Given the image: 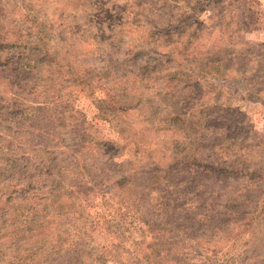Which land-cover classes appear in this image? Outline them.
Masks as SVG:
<instances>
[{
  "label": "rangeland",
  "instance_id": "1",
  "mask_svg": "<svg viewBox=\"0 0 264 264\" xmlns=\"http://www.w3.org/2000/svg\"><path fill=\"white\" fill-rule=\"evenodd\" d=\"M0 54V264H264V0H0Z\"/></svg>",
  "mask_w": 264,
  "mask_h": 264
},
{
  "label": "trees",
  "instance_id": "2",
  "mask_svg": "<svg viewBox=\"0 0 264 264\" xmlns=\"http://www.w3.org/2000/svg\"><path fill=\"white\" fill-rule=\"evenodd\" d=\"M164 53L168 57V59H170V56L173 55V52L170 53L169 51H164ZM32 54H35V55H33L34 57L32 56L31 60H33V59L36 60V56L38 54H36V53H32ZM6 57H8V55L0 54V62H3V59H5ZM142 64H145L144 67L146 69H148V71H155L153 69H155L156 67H159L161 65H164L166 67V69H168V66H170L168 64H165V62L161 61V60H160V62L158 64L152 63V65H151V64H149L148 61H147V63L143 62ZM4 65H5V63H4ZM4 65H2L0 63V82H2L3 84H8V83L13 81L12 78L11 79L7 78L6 81H1L2 78L6 76L5 74L7 72V71L2 69V68H4V67H2ZM33 66H36V65H30V59H28L27 61H25L23 63V65L21 66V69L24 72H27V71H30V69L33 68ZM23 67H28V68H23ZM178 68H180V67H178ZM158 69L159 68H157V70ZM181 70L182 69H180V71ZM11 72L13 73V70H11ZM181 73H182V75H179L177 78H182L183 70L181 71ZM169 75H171V74H169ZM176 76H177L176 74H172L171 78H175ZM170 81H171V79L167 78V84H168L169 88L171 86H173V84H171ZM29 86L33 87V88H36V87H38V82L36 80L35 81H31ZM8 88L12 89V91L16 90L11 85L9 87H7V90H8ZM126 93H129V92H125L124 88H122L120 90V94L123 95V98L128 99V96H125ZM1 94L3 96H1V98H0V124L9 123V124H11V127H14V125H17V124H21L22 125L23 123H26L27 127H31V126L37 127V116H39L41 114V112H39V110L43 111L46 108V105H45L44 101H40L38 99H34L32 101V100L27 98L24 101L21 99L20 103H18L17 102L18 98L15 97L14 98L15 101L11 102V101H6L5 100V93L3 92V90H2ZM116 96H117L116 94L115 95L113 94L112 96L110 95V98H108V99L107 98L106 99L105 98H101V101L107 103V108H109L108 115H110L111 118H113V119H117L118 118V120H120L119 117L123 114L121 112V109H123V105L122 104L125 101H123V98L120 99V98H117ZM176 110H177V108L174 111H172V113H170L169 116H167L168 117V119L166 121L167 122V126L170 125L173 122H176L180 118L182 119V116H184L181 111H176ZM14 112L16 113L15 115H13ZM101 114H103V111L101 112ZM9 134L16 135L15 131L12 128L9 129ZM167 142H165V141L162 142V145L166 144ZM119 145H121V144L119 143ZM30 150L33 151L32 148ZM18 152H20V151L18 150ZM154 152L156 154H158L155 150H154ZM177 154L178 153H176V151H173V153H172L173 158L177 157ZM29 157H30V155H29ZM210 157H211V155H207V157H205L204 159H210ZM159 159H161L159 156H158V158L154 157L153 161L150 162V163L158 162V161H160ZM31 160L34 161L32 158H30V160H29L30 161V165H32ZM36 162L40 164V161H36ZM11 164L14 165V163H11ZM219 164L213 166L214 167V171H217V172L218 171L219 172L228 171V170L223 169L222 167H220ZM147 165L148 164H146V166ZM24 167L29 168V165H28L27 162H25V164L23 163L20 168L24 169ZM3 172H4V168L0 167V178H4V173ZM22 177H23V174L14 175V177L12 178L14 180V184L11 187L12 188L15 187L14 190H13L14 193H18L19 194V193H22L24 190H26V192H27L28 191L27 189L31 190V189H34L36 186H39V185H37L38 183H34V182H39L40 181V179L38 177L29 175L28 179H26V181H24V179H21ZM18 181L19 182L22 181V183H19ZM16 198H18V197H15V199Z\"/></svg>",
  "mask_w": 264,
  "mask_h": 264
}]
</instances>
